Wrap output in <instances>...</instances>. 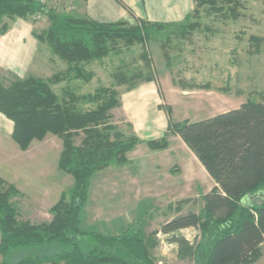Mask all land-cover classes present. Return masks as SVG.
<instances>
[{
  "label": "trees",
  "instance_id": "16d2710c",
  "mask_svg": "<svg viewBox=\"0 0 264 264\" xmlns=\"http://www.w3.org/2000/svg\"><path fill=\"white\" fill-rule=\"evenodd\" d=\"M193 2V11L181 23L129 24L58 13L35 0H0V35L14 19H30L40 12L49 23L34 32L36 39L67 63L50 80L29 74L14 77L7 85L0 82V113L13 122L11 138L21 150L48 135L60 138L57 166L73 178L72 187L50 207L51 218L32 223L12 200L21 195L19 190L0 177V264H158L153 252L159 232L171 235L180 259H196L197 264H253L260 258L264 245V97L260 101L248 98L239 107L204 120L169 122L168 132L190 149L215 184L202 196L199 213L177 215L148 235L141 228L102 234L80 226L92 176L112 165L123 166L126 154L140 141L129 123L130 132H125L111 121V111L121 104L114 86L99 85L92 92L79 93L68 83L89 82L93 74L87 69L92 62L118 50L120 44L129 48L146 38L162 39L160 30L170 33V28L182 37L196 25L190 22L197 19L201 7L208 13L223 14L226 9L236 18L241 4V0ZM141 76L126 71L120 82H127L131 89L152 74ZM61 82L67 84L57 92L53 85ZM147 146L166 148V136L147 141ZM189 227L200 232L199 240L190 242L174 234ZM20 253L23 256L15 259Z\"/></svg>",
  "mask_w": 264,
  "mask_h": 264
},
{
  "label": "rangeland",
  "instance_id": "374dc122",
  "mask_svg": "<svg viewBox=\"0 0 264 264\" xmlns=\"http://www.w3.org/2000/svg\"><path fill=\"white\" fill-rule=\"evenodd\" d=\"M40 5L45 6V3ZM64 6L66 5L60 2L52 10L67 14L64 11ZM204 7L199 9L197 19L190 22H194L196 25L188 26L189 28L182 34V37L176 33L177 31H174V28H170V33L160 30L163 35L162 39L146 38L142 43H135L129 48L120 44L118 50L115 48L107 57L92 62L87 69L93 74L89 82L78 80L71 83V86L79 93H88L99 85H112L120 93L127 89V82L125 84L120 82L121 73L126 71L142 74L141 77L153 75L156 72L161 78L162 73H166L164 70L165 61L160 56V47H162L172 52L166 60L171 64H168V67L172 66L170 69L168 68V73L172 72L174 76L177 85L175 91L177 92L178 86L182 83V92L184 93V96L181 97L177 94L175 96L170 95L168 88L161 87L164 94L167 92L171 96L169 99L171 107H166L170 122H196L210 118L218 112L233 109L248 98L260 101L264 97V0H241L240 6L235 10L238 13L236 18H233L230 15L232 13H229L226 9H224L223 14L208 13ZM225 8H227V5H225ZM31 20L33 21L31 22ZM28 21L32 24V31L36 33L41 32L49 23L47 16L40 12H37ZM151 30L154 31V29ZM38 45L33 68L31 71L26 72V75L31 74L50 80L54 74L64 70L67 63L53 55L47 44L41 43ZM180 49H182V54L178 53ZM180 55L182 56L180 57ZM40 58L43 62L38 61ZM180 61H182V81L179 76ZM146 65H149V69ZM13 79L14 77L11 74L3 73L0 70V82L3 85L9 84ZM65 85L64 82H61L53 85V87L59 92L61 87L63 90ZM111 114V121L115 125L125 132H130L126 125L130 122L120 106L114 108ZM169 134L171 133H166V135ZM47 139H49L47 140L49 144L42 146V152L39 155L36 153L34 155L36 156L34 161L36 167L32 165L31 171L35 172V175L31 176L34 179H31V181L37 182L36 186L44 194L49 193L51 190H53L52 192L58 191V197L61 191H67L72 187L73 178L71 175L59 170L57 166V160L62 149L61 139L53 135L48 136ZM166 140L168 146L165 156H163L162 150H156L157 154L154 157H147L139 151L130 169L116 171L118 169H115L116 166L112 165L111 168L100 170L92 176L86 203L80 215L81 228L88 231L113 234L107 231V226L102 230L101 223L95 222L98 220H95V223L91 222L90 226H85L84 224H88L90 218L87 217L86 219L85 217L84 221V216H91L94 220L95 217L91 215L92 213L97 214L98 219L105 220L104 218L108 217L107 211L114 212L119 209L127 213V217L131 219V224L130 227L121 232L118 230V233L126 230L132 232L136 228H141L148 235L176 215L186 214L188 211L196 213L201 211L203 203L200 194L197 192H204L207 182L199 178V175L191 178L193 168L187 159L183 146L181 148L179 143L170 137ZM55 142L59 143V147H56ZM157 160L162 164L161 171L169 177L171 188L169 184L168 187L175 191L173 192L174 195L181 194L182 199H176L173 197L174 195L168 194L149 199L144 192H141L138 193L137 200L128 201L129 191H124L121 194L122 197H126L125 199H112L111 196L108 199L104 198L106 193L103 192L116 191L118 184L113 181L117 172H122L121 175L123 176L134 174L135 177H138L137 173H140L144 168V164L147 165L148 162L155 163ZM18 162L19 160H16L15 165L11 166L10 164L9 167L3 160H0V177L8 180L9 175L7 174H11L18 179L20 174V168L18 167L20 163L17 165ZM174 163H177L180 168L174 166L167 173L165 165ZM37 172L41 174L37 176ZM175 185H180L182 188L181 193L178 190V192L176 191ZM12 200L16 203L20 214L23 213V218L26 210L32 211V213L36 212V218H33L32 215L31 219H37L38 222L47 221L51 218V214L46 207L48 204L46 201L26 199L23 195L15 196ZM51 202H55V199H52ZM133 205L134 208H132ZM111 228L113 227L111 226ZM175 235L184 236L189 241L200 239V232L193 228L183 229L176 232ZM170 236H165L162 233L156 236L158 244L153 255L156 259H159L160 264H197L196 259L193 261L178 258L177 246L170 243ZM86 244L87 241H84L83 245ZM22 256L23 253H20L15 259ZM36 257H39L38 254ZM260 257L262 260L258 264H264V251L261 252ZM1 259L2 256L0 255V261Z\"/></svg>",
  "mask_w": 264,
  "mask_h": 264
},
{
  "label": "crops",
  "instance_id": "0c3cea01",
  "mask_svg": "<svg viewBox=\"0 0 264 264\" xmlns=\"http://www.w3.org/2000/svg\"><path fill=\"white\" fill-rule=\"evenodd\" d=\"M35 1L37 2V0ZM60 2L66 5L64 6V11H66L68 15L75 17H85L87 19L102 23L124 21L129 24H134L138 23L139 21H143L145 23L155 24H177L184 21L185 18L194 9L193 0H46L45 7L52 10L55 8L56 4ZM28 20L24 18L14 19L10 23L9 29L4 34L0 35V70L3 73L11 74L13 77H24L26 76V72L32 70L34 56L39 46L38 44H41L36 39L34 32L32 31V24ZM160 49V56L165 61L164 70L166 73H162L160 78V76H158V74L155 72L149 80H142L133 88L126 89L120 92L121 110L132 125L133 132L140 142L126 154V163L120 167L116 166L115 169H118L116 171L130 169L133 160L136 157L137 152L139 151L147 157H154L157 154V151L151 150L147 146V141L156 140L162 138L163 136H166V139L170 137L171 139L177 141L181 148L183 146V150L185 151L187 159L191 164V167L193 168V176L191 178L199 175V178L207 182V184H205L206 188L204 192H197L194 186L195 191L200 194L202 200V196L214 187V181L211 179L202 164L198 161V159L194 156L190 149L180 140V138L176 134L171 133L169 135H166V133H168V125L170 122V116L166 111V107H171L169 102V99L171 97L170 95L172 94L175 96L177 94L181 97L184 96V93L182 92V83L180 86H178L177 92L175 91V89H177V85L175 84L174 76L172 72H169L170 74L168 73V68L170 69L172 66L168 67V64L170 63H168V60L166 59L169 55H171L172 52L162 47H160ZM180 50L178 53L182 54V49ZM181 56L182 55H180V57ZM38 61L43 62L41 58ZM179 63V76L181 77L180 79L182 81V61H180ZM76 81L78 80H72L68 84ZM161 87L168 88L170 95H168L167 92L166 94H164L163 90H161ZM228 110H224L221 112H225ZM12 131L13 122L2 113H0V160H3V162L9 167L10 164L11 166H14L16 160H19L17 165L20 163V166L18 165V167L20 168L18 179H16V177H13L11 174H7L9 175L8 180H6V178L2 179L10 184H13L19 190L21 195H23L26 199L48 202L46 207L49 211L50 207L59 199L60 195L57 197L59 192H52L53 190H51L49 191V193H42V190L40 191L36 186V184L38 183H34L31 181V179L34 180L31 176L35 175V172L33 173L31 171V168L32 165H35L34 161L36 156L34 155H39L42 152V146L49 144L47 143V140H49L47 138L50 135H48L41 141L33 140L26 150H21L11 138ZM54 144L56 145V147H59V143L55 142ZM167 146L164 149H160L163 151V156L167 154ZM157 162H148L147 165L144 164V168L140 171V173H137L138 177H135L136 175L134 174H127L126 176H123L121 175L122 172H117L113 181L118 184L117 188L115 189L116 191L109 193L103 192L106 194H110L108 196L104 194V198L108 199L109 196H111L112 199H125L126 197L121 196L124 191H129V196L127 197L128 201L137 200L139 197L138 193L141 192H144L145 196L149 197V199H152L153 197H162L167 194L174 195L173 192L175 191H172L170 189L171 185L169 184V177L166 174L164 175V173L161 171L162 164ZM149 164L151 165L149 166ZM174 166L180 168L177 163L165 165L167 173L168 171H171ZM36 174L37 176H39L41 173L38 174L37 172ZM164 177H166V179H164ZM168 184L170 188L168 187ZM174 188H176V191L178 190L180 191V193L182 192V188L180 187V185H175ZM62 192L63 191H61V193ZM173 197L176 199H182L181 194H176ZM52 199H55V202H51ZM132 208H134V205L132 206ZM32 215L33 218H36L35 216H37L36 212L32 213V211L29 212L26 210L24 212V219L32 223H38L37 219H31ZM91 215L95 217L94 220L91 218V216H84V221L85 217L86 219L87 217L90 218L88 224L85 222V226H90L91 222L101 223L100 225L102 227V230L107 226V231H110L113 234H117L118 230H120L121 232L122 230L130 227L131 224V219L127 217V213L124 211L122 212L119 209L118 211L116 210L114 212L107 211L108 217L104 218L106 221L98 219L97 214L91 213ZM111 226L113 228L110 229ZM181 230H178L176 232H179ZM176 232L174 234H176ZM160 233L161 232H159L157 235H159ZM163 235L166 236L169 234ZM262 251H264V245L262 246ZM261 260L262 258L260 257L253 264H258L261 262ZM156 261L158 264H160L159 259H156Z\"/></svg>",
  "mask_w": 264,
  "mask_h": 264
},
{
  "label": "built area",
  "instance_id": "2783aa9c",
  "mask_svg": "<svg viewBox=\"0 0 264 264\" xmlns=\"http://www.w3.org/2000/svg\"><path fill=\"white\" fill-rule=\"evenodd\" d=\"M37 1H38V3H40V4H44L46 0H37Z\"/></svg>",
  "mask_w": 264,
  "mask_h": 264
},
{
  "label": "water",
  "instance_id": "95a60500",
  "mask_svg": "<svg viewBox=\"0 0 264 264\" xmlns=\"http://www.w3.org/2000/svg\"><path fill=\"white\" fill-rule=\"evenodd\" d=\"M255 196H253V198H254ZM249 198V197H248Z\"/></svg>",
  "mask_w": 264,
  "mask_h": 264
}]
</instances>
